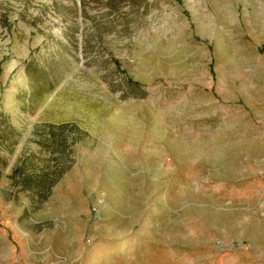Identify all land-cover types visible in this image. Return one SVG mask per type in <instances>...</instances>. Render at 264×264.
I'll use <instances>...</instances> for the list:
<instances>
[{"label":"rangeland","instance_id":"obj_1","mask_svg":"<svg viewBox=\"0 0 264 264\" xmlns=\"http://www.w3.org/2000/svg\"><path fill=\"white\" fill-rule=\"evenodd\" d=\"M0 264H264V0H0Z\"/></svg>","mask_w":264,"mask_h":264}]
</instances>
